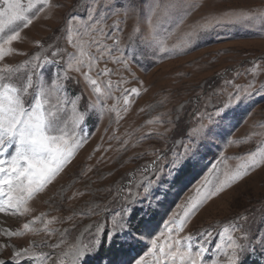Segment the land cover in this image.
I'll return each mask as SVG.
<instances>
[{
  "label": "rangeland",
  "instance_id": "374dc122",
  "mask_svg": "<svg viewBox=\"0 0 264 264\" xmlns=\"http://www.w3.org/2000/svg\"><path fill=\"white\" fill-rule=\"evenodd\" d=\"M139 2L142 7L138 16L129 15L125 18L123 12L119 15H109L106 25L119 21L121 47L124 49V57L129 61L130 69L129 72L122 64H114L109 60L107 67L114 73L111 79L117 81L123 76L128 82L121 87L128 89L136 87L140 90V95L132 98L129 111L121 114L122 119L119 122L116 121L114 112H106L103 117H100L98 112L93 113L92 118L83 127V132L88 136L87 142L77 150L71 163L56 179L29 202L32 209L29 215L0 213V232L22 230L24 223L41 213L46 214L47 219L57 218L56 222L49 225L57 230L52 236L42 231L39 234L26 233L12 237L0 234V245H6L0 247V260L6 261V264H12L14 250L28 248L30 245H42L45 241L48 245L56 244L60 239V233L67 229L69 231L66 243L60 248L34 247L36 252L51 253L53 260L49 261V264H54L59 253L68 244L75 243L78 237L85 242L90 239L85 232L90 226L96 224L111 226L113 219H119L116 213L121 210L124 202L119 189L125 188L126 193L129 181H133L132 191H137L135 183L143 178L139 169L156 159L157 151L166 152L169 158L173 148L182 151V148L174 143L182 139V136L173 128V124L187 130L197 123L193 113L204 111L205 106L209 112L222 107L227 99V91H232L231 87L225 85V80H233L242 87L253 80L257 86L264 83V34L257 29L222 25L197 40L184 53H160L141 42V38L148 35L149 6L155 0ZM167 2L168 0H160L161 4ZM183 2L199 7L191 9V14L179 24V27L177 24L181 11L173 13V20H165L162 27L170 32L174 30L168 40L169 46L176 43L178 37L189 30L190 25L208 13L223 14L264 8V0H183ZM51 3L58 7L41 13L28 28L22 30V39L13 44L18 54L6 57L3 63L15 66L42 52L43 49L36 44L37 41H40L43 48L48 49L46 53L48 56H51V52L56 48H63L66 52L75 51L68 44L63 29L72 15L86 18L87 8L91 4L89 0H51ZM134 28H139V32L130 40ZM106 43L110 45L112 41L107 40ZM92 51L95 52V49ZM99 67L103 68L105 64L101 63ZM54 71V67L44 70V79L48 84H51ZM70 75L81 79V85L70 88L69 92L75 94L83 91L80 105V110L83 111L90 96L84 90L82 77L74 72ZM113 95L118 97L120 93L114 92ZM114 103H116L114 99L107 101L109 106ZM122 105L121 99L117 107ZM157 119L162 123H147L149 120ZM169 120L173 124H169ZM261 124H264V95H253L239 107L228 110L227 116L221 122L223 139L211 138L206 147L199 149L200 155L196 160H189L172 175L168 174L167 167L164 168L148 198L143 204L137 205L138 208L146 210L151 201L150 206L155 213L152 217L153 237L159 235L163 229V221L178 211L176 206L194 194L195 187L199 185L211 164L220 159L221 154L228 158L221 165L223 172L227 168H235L240 162L238 157L260 146L264 141V128L259 126ZM149 133L152 134L146 135ZM156 133L165 135L161 138ZM142 136L146 138L141 140ZM124 140H128L129 143L125 150H120ZM228 141L234 143L228 144ZM164 163L163 160L160 162ZM147 175L157 180L151 173ZM139 190L142 192V189ZM240 216L247 217V223L238 221ZM69 217L70 219H66ZM141 218L142 213H138L137 219ZM232 221H238L245 229H250L253 238L264 234V166L207 201L189 220L181 235L198 233L204 229L218 233ZM35 227L41 228L42 225L37 223ZM82 232L85 233L84 236H81ZM235 235L239 236L240 233L237 232ZM217 240L218 236L214 237L212 245ZM146 244L147 240L137 244L135 250L128 253L122 250V254L117 257L112 256L110 251L106 252L110 246L105 244L97 253L90 256L87 264H121V261L129 257L138 258V254H143L146 250ZM115 246L120 247L118 243ZM253 247L254 251L245 254L244 262L264 264V248L259 245ZM208 257L211 258V253ZM20 264L37 262L35 259H23Z\"/></svg>",
  "mask_w": 264,
  "mask_h": 264
},
{
  "label": "snow or ice",
  "instance_id": "6c2138e0",
  "mask_svg": "<svg viewBox=\"0 0 264 264\" xmlns=\"http://www.w3.org/2000/svg\"><path fill=\"white\" fill-rule=\"evenodd\" d=\"M89 3L91 6L87 8L86 18L72 15L63 29L68 44L75 51L66 52L63 48H56L48 56V49L43 48L40 41H37L36 44L43 51L13 66L3 61L8 56L18 54L13 44L22 39V30L28 28L41 13L58 6L53 5L51 0H0V213L29 215L32 211L29 202L56 179L71 163L77 150L87 142L88 136L83 132V127L93 113L98 112L103 117L106 112H114L116 121L119 122L122 119L121 114L129 111L132 98L140 95V90L136 87H121L128 82L123 76L117 81L111 79L114 73L107 67L109 60L114 64H122L129 72L130 69L121 47L119 21L106 25V20L109 15H119L121 12L125 18L129 15L138 16L142 4L139 0H89ZM196 7L199 5L186 4L183 0H168L166 4L155 0L149 6L148 35L142 37L141 42L153 51L179 54L186 52L197 40L222 25L255 28L264 34V8L223 14L208 13L190 25L189 30L183 32L177 42L169 46L168 40L174 30L170 32L162 27L165 20H173V13L181 11L177 24L179 27L191 14V9ZM138 32L139 28H134L129 39L133 40ZM107 40L112 43L107 44ZM101 63L105 67L100 68ZM50 67H54L55 71L51 84H48L44 79V70ZM252 71L255 75V69ZM73 72L82 77L84 90L90 96L83 111L80 110L83 91L75 94L69 92L70 88L81 85L80 78L70 75ZM225 85L231 87L232 91H227V99L222 107L209 112L205 106L204 111L193 113L197 120L195 125L182 130L179 125L168 121L182 136V139L174 142L182 151L173 148L170 158L166 152L157 151L156 159L139 169L143 178L135 183L137 191H132L133 181H129L126 193L125 188L119 189L124 201L121 210L116 213L119 219H113L111 226H90V229L85 230L90 239L85 242L78 237L75 243L68 244L59 253L54 264H87L90 256L105 244L111 247L118 243L122 250L131 252L137 244L145 240L147 244L143 254H138V258L129 257L121 261V264H244L245 254L254 251L253 245L264 248V234L253 238L250 235L251 230L245 229L238 222L247 223L245 216L230 222L218 233L204 229L198 233L181 235L189 220L207 201L264 166V141L254 151L238 157L240 162L235 168H227L223 172L221 165L228 158L221 154L220 159L211 164L199 185L195 187L194 194L178 204V211L163 221V229L159 235L153 237L152 217L155 213L150 206L151 201L146 210L137 207L148 198L165 167L168 168V174L172 175L189 160H196L200 155L199 149L206 147L211 138L223 139L221 122L227 116L228 110L239 107L253 95H264V83L257 86L254 80L243 87L235 84L233 80H225ZM114 92H119L120 95L114 96ZM109 99H114L116 103L109 106ZM121 99L123 105L117 107ZM154 122L162 123L159 119L149 120L147 123ZM259 126L264 128V124ZM156 135L163 138L165 134ZM144 138L146 137L142 136L140 139ZM128 143V140H124L120 150H125ZM232 143L234 141H228V144ZM162 160L165 161L164 164H160ZM158 165L160 166L157 167ZM148 173L156 176L157 180L149 178ZM138 213H142L139 220ZM45 217L46 214L41 213L24 223L22 230H4L0 234L12 237L26 233L39 234L42 231L52 236L57 230L49 225L56 222L57 218ZM37 223L42 227H35ZM68 231L66 229L60 233L56 244L48 245L45 241L42 245L14 250L12 264H20L23 259H35L37 264H49L53 260L52 254L36 252L34 247L60 248L66 243ZM237 232L240 233L239 236L235 235ZM84 235L82 232L81 236ZM217 236V242L212 245L213 238ZM209 253L211 258L208 257ZM0 264H6V261L0 260Z\"/></svg>",
  "mask_w": 264,
  "mask_h": 264
},
{
  "label": "trees",
  "instance_id": "16d2710c",
  "mask_svg": "<svg viewBox=\"0 0 264 264\" xmlns=\"http://www.w3.org/2000/svg\"><path fill=\"white\" fill-rule=\"evenodd\" d=\"M118 247V246H117ZM121 250V251H120ZM111 252V255L112 256H115V257H117V255H119V254H122V249L120 248V247H118V248H116V246L115 245H113V246H111L110 248H108V250L106 251V252ZM105 252V253H106ZM124 253H128V252H126V251H123ZM103 255V254H102ZM114 257V258H115ZM248 262H244V264H247Z\"/></svg>",
  "mask_w": 264,
  "mask_h": 264
}]
</instances>
